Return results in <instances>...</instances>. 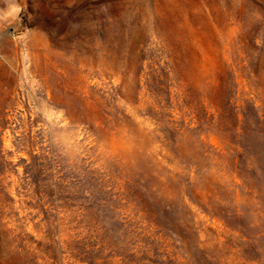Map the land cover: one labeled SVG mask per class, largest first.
<instances>
[{
	"label": "rangeland",
	"instance_id": "374dc122",
	"mask_svg": "<svg viewBox=\"0 0 264 264\" xmlns=\"http://www.w3.org/2000/svg\"><path fill=\"white\" fill-rule=\"evenodd\" d=\"M0 264H264V0H0Z\"/></svg>",
	"mask_w": 264,
	"mask_h": 264
}]
</instances>
